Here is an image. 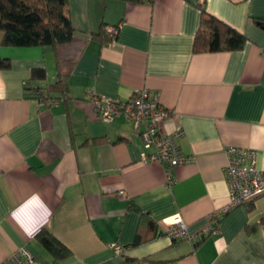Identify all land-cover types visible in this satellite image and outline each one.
<instances>
[{"label":"crops","instance_id":"obj_1","mask_svg":"<svg viewBox=\"0 0 264 264\" xmlns=\"http://www.w3.org/2000/svg\"><path fill=\"white\" fill-rule=\"evenodd\" d=\"M202 9L244 34L243 48L194 52ZM64 11L73 34L55 46H3L0 32L10 59L0 69V264H15L21 246L42 264H264V194L220 212L196 245L166 234L174 216L192 232L229 202L228 146L254 148L264 170V25L253 19H264V0H67ZM41 66L46 81H30ZM59 76L65 95L24 96ZM139 90L169 111L161 129L183 130L193 162L144 161L132 122L106 123L90 102L91 92L124 101ZM134 207L154 224L136 245ZM40 230L70 254L54 258Z\"/></svg>","mask_w":264,"mask_h":264},{"label":"trees","instance_id":"obj_2","mask_svg":"<svg viewBox=\"0 0 264 264\" xmlns=\"http://www.w3.org/2000/svg\"><path fill=\"white\" fill-rule=\"evenodd\" d=\"M132 3L151 2L152 0H123ZM67 0H0V32L2 33L1 44L3 46L28 47V46H55L71 39L73 26L64 11ZM264 25V19L253 18ZM105 28H101L104 40ZM110 38V37H109ZM247 39L244 34L224 23L213 15L201 10L199 27L193 41L194 52L238 50L243 48ZM10 67L8 57H0V69ZM47 72L44 67H33L29 80L32 82H45ZM67 92L66 82L59 76L53 83H45L43 86H30L24 88V96L32 97L43 102L58 99ZM57 93L58 96H53ZM133 207V206H132ZM135 209L139 210L137 207ZM139 228L132 245L142 240L140 233L142 225L152 229L154 224L148 214L139 210ZM37 237L41 244L56 259H61L70 254V250L52 233L40 230ZM202 239V238H201ZM198 240L196 244H198ZM131 261L125 259L123 264Z\"/></svg>","mask_w":264,"mask_h":264},{"label":"built area","instance_id":"obj_3","mask_svg":"<svg viewBox=\"0 0 264 264\" xmlns=\"http://www.w3.org/2000/svg\"><path fill=\"white\" fill-rule=\"evenodd\" d=\"M107 32L113 34L114 28L109 27ZM90 95L91 105L102 121L109 123L116 115L122 114L132 122L144 147L149 150L143 157L144 161L159 162L166 167L194 161L193 155L185 154L179 148L177 141L183 135L182 129L171 133L162 131L161 122L170 115L169 111L147 90H139L135 96L124 101L101 98L92 92ZM225 154L227 160L224 170L229 188V202L221 210L208 214L207 223L192 232L180 215L174 216L166 229L170 239L185 238L196 243L214 230L220 212L246 204L264 194V170L257 166V151L254 148L228 146ZM168 184H172L171 177H168ZM12 259L15 264H42L25 246L17 248Z\"/></svg>","mask_w":264,"mask_h":264}]
</instances>
